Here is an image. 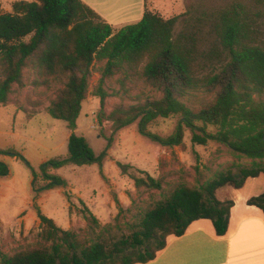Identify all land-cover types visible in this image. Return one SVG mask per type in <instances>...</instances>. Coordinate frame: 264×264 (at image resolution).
Wrapping results in <instances>:
<instances>
[{"label":"trees","instance_id":"1","mask_svg":"<svg viewBox=\"0 0 264 264\" xmlns=\"http://www.w3.org/2000/svg\"><path fill=\"white\" fill-rule=\"evenodd\" d=\"M149 1L140 22L118 31L83 0L19 1L12 12L0 11V104H8L14 86L23 85L26 70H35L38 86L50 81L63 85L48 112L72 132L69 155L40 167L45 183L40 188L37 171L21 153L0 149V155L17 158L32 169L36 199L67 185L56 173L66 166L98 164L102 173L113 140L98 155L76 132L98 70L95 95L101 100L100 120L111 122L114 132L139 121L142 136L174 148L183 145L189 129L194 145L221 144L236 157L251 160L250 167L241 168L240 174L220 173L200 188L179 186L146 213L138 231L116 243L100 239L84 245L77 233L60 228L37 207L43 246L15 254L0 250V264L151 262L169 236L184 235L196 220H211L217 234L225 235L234 201H220L218 191L226 186L241 189L249 178L264 174V0H237L204 11L190 18L177 37L179 17L163 18L149 9ZM131 74L139 75L156 97H139L135 104H121L105 114L106 81L120 77L124 83ZM200 92L206 100L190 104L193 94ZM175 117L179 124L172 135L163 137L151 130L159 119ZM118 166L137 188L162 189V180L148 172L129 164ZM9 175V165L0 160V179ZM248 204L264 211V193ZM85 211L88 220L99 224L89 208Z\"/></svg>","mask_w":264,"mask_h":264},{"label":"rangeland","instance_id":"2","mask_svg":"<svg viewBox=\"0 0 264 264\" xmlns=\"http://www.w3.org/2000/svg\"><path fill=\"white\" fill-rule=\"evenodd\" d=\"M150 1L149 9L163 18L179 17L174 31V36L177 37L190 18L204 11L225 7L237 0ZM0 11L5 10L0 8ZM100 78L96 70L76 132L88 140L98 155L107 150L109 139L113 140L107 150L102 173L98 164L66 166L56 173L67 185L45 192L41 200L38 201L37 198L34 201L33 206L35 193L31 191L32 169L17 158L0 155L9 165L11 174L3 180L0 195V217L7 226L17 229L22 211L30 213L37 211L39 207L57 226L77 233L84 245H91L100 239L116 243L138 231L146 213L168 198L179 186L200 188L217 178L220 173L231 171L240 174L241 168L250 167L251 160L236 157L221 144L210 142L207 146L194 145L189 129L185 131L183 145L174 148L163 147L142 136L139 121L114 132L111 122L100 120L101 100L95 95ZM37 79L35 70H26L23 85H15L8 104H0V149H14L21 153L37 171L36 187L40 188L45 184L40 167L53 158H66L69 155L68 138L72 132L65 121L53 118L48 112L51 102L63 85L50 81L48 86H38L35 84ZM104 89L109 95L104 109L107 115L121 104H135L139 97H156L140 76L134 74L124 83L120 77L109 79ZM193 95L190 104L206 100L205 93ZM178 124V117L159 119L151 130L167 137L176 131ZM119 163L129 164L136 171H146L162 180V189L137 188L135 182L122 173ZM138 175L144 177L142 174ZM87 208L96 216L99 224L86 218ZM32 220L29 224L33 223ZM40 231V228H34L27 236L24 232L17 233V236L11 232L0 243V250L15 254L40 248L43 246Z\"/></svg>","mask_w":264,"mask_h":264},{"label":"crops","instance_id":"3","mask_svg":"<svg viewBox=\"0 0 264 264\" xmlns=\"http://www.w3.org/2000/svg\"><path fill=\"white\" fill-rule=\"evenodd\" d=\"M19 1L32 2L0 0V8L5 12H12L13 4ZM83 2L94 9L116 31L140 22L147 9L146 0H83ZM5 178L0 179V195ZM31 191L34 193L33 186ZM263 193L264 174L249 178L241 189L233 186L222 188L217 193L218 199L223 202L234 201L229 228L225 235L217 234L211 220H196L190 224L184 235L169 236L166 247L158 252L153 261L145 264H264V211L248 204L249 200ZM43 194L38 201L42 199ZM37 200L33 199V206ZM22 212L17 229L7 226L5 220L0 217V243L6 240L7 234L11 232L15 236L24 232L27 236L34 228H40L38 211ZM31 219L33 223L29 224ZM8 227L11 229L8 230Z\"/></svg>","mask_w":264,"mask_h":264}]
</instances>
